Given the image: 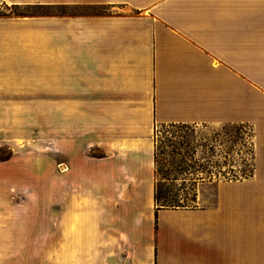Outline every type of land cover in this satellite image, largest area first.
Here are the masks:
<instances>
[{
	"label": "crops",
	"instance_id": "obj_1",
	"mask_svg": "<svg viewBox=\"0 0 264 264\" xmlns=\"http://www.w3.org/2000/svg\"><path fill=\"white\" fill-rule=\"evenodd\" d=\"M0 1L52 9L0 15V105L53 107L52 212L0 264H264V0ZM160 125L247 127L251 175L157 208Z\"/></svg>",
	"mask_w": 264,
	"mask_h": 264
},
{
	"label": "rangeland",
	"instance_id": "obj_2",
	"mask_svg": "<svg viewBox=\"0 0 264 264\" xmlns=\"http://www.w3.org/2000/svg\"><path fill=\"white\" fill-rule=\"evenodd\" d=\"M51 10L10 7L0 1V15ZM52 134L51 105H0V226H9L11 213L52 212ZM250 138L245 126H157L159 191L167 193L169 201L194 207L188 200L196 182L248 178L252 172ZM38 217L36 226L51 227V219Z\"/></svg>",
	"mask_w": 264,
	"mask_h": 264
},
{
	"label": "trees",
	"instance_id": "obj_3",
	"mask_svg": "<svg viewBox=\"0 0 264 264\" xmlns=\"http://www.w3.org/2000/svg\"><path fill=\"white\" fill-rule=\"evenodd\" d=\"M171 127H176V126H186V125H169ZM154 165H158L157 162V154L156 152L154 153ZM168 165H176V164H168ZM177 165H182V164H177ZM165 195H167V193H163L161 191H159L157 185H155V190H154V202L157 208H180V207H191V206H180L178 205L179 203L172 199V201H169ZM195 190L192 192V196L191 198L188 200L190 203H195ZM186 202H187V198H186Z\"/></svg>",
	"mask_w": 264,
	"mask_h": 264
}]
</instances>
